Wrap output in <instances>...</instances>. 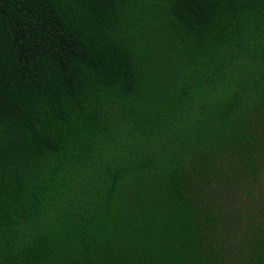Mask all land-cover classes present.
<instances>
[{
  "label": "trees",
  "instance_id": "16d2710c",
  "mask_svg": "<svg viewBox=\"0 0 264 264\" xmlns=\"http://www.w3.org/2000/svg\"><path fill=\"white\" fill-rule=\"evenodd\" d=\"M0 264H264V0H0Z\"/></svg>",
  "mask_w": 264,
  "mask_h": 264
}]
</instances>
